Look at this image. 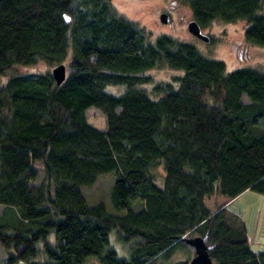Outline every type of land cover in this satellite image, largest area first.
I'll return each instance as SVG.
<instances>
[{
    "label": "trees",
    "instance_id": "trees-1",
    "mask_svg": "<svg viewBox=\"0 0 264 264\" xmlns=\"http://www.w3.org/2000/svg\"><path fill=\"white\" fill-rule=\"evenodd\" d=\"M184 1L200 26L244 19L246 40L264 45V0ZM66 58L61 84L51 71L0 83L6 264H157L189 234L207 235L214 264H264L241 215L205 202L246 189L264 195V131L256 132L264 72H226L224 61L167 34L151 41L110 0H0V78L15 64ZM161 63L183 73L155 82L153 97L139 85ZM107 85L125 89L113 94ZM90 106L104 113L105 128L87 120ZM107 173L110 202L89 204L83 187ZM112 231L128 245L122 255Z\"/></svg>",
    "mask_w": 264,
    "mask_h": 264
},
{
    "label": "rangeland",
    "instance_id": "rangeland-1",
    "mask_svg": "<svg viewBox=\"0 0 264 264\" xmlns=\"http://www.w3.org/2000/svg\"><path fill=\"white\" fill-rule=\"evenodd\" d=\"M115 12L129 19L139 27L145 29L148 38L153 41L161 34L170 35L180 41L194 44L198 50L208 58L220 59L226 65V72L235 68H252L264 72V45L247 41L244 36L246 21L238 19L234 21H225L220 18L211 20L208 24L201 26V31L208 35L209 40H204L188 30L187 23L193 19V14L189 5L184 0H110ZM264 10V5L262 7ZM167 13L169 20L163 22L160 20L161 13ZM69 63V58L63 61ZM48 63L43 59L37 60L31 64H15L8 69L0 78V83L6 81L11 74H25L31 72L51 71L56 64ZM150 75L151 81L139 85L147 89L153 97V84L170 80L173 74H182L181 69H176L161 63L144 71ZM125 89V85H107V92L117 94ZM243 102H248L249 98L241 95ZM207 102H211L209 99ZM87 120L98 128L106 127V117L104 113L90 106L86 109ZM255 131V128H254ZM264 131V118L260 119L256 125V132ZM153 171L156 174V181L162 184L164 177V168L162 164L155 166ZM114 179L113 173L101 175L97 181L90 185L84 186L83 192L89 204L97 201H103L106 205L110 202V189ZM231 198L221 193H214L205 198L206 205L214 210L224 202L230 201ZM139 206V202L135 204ZM0 205V211L2 209ZM228 207L233 210L237 209L243 218L249 235L253 238L251 248L258 249V243H261V250H264V195L246 189L240 193L238 200L229 203ZM260 210V216L256 220L257 211ZM234 211V210H233ZM235 212V211H234ZM238 214V213H237ZM257 221V222H256ZM257 229L254 231V226ZM195 236V234H189ZM48 240H55L54 232L48 234ZM111 241L119 251H124L127 244L123 243L117 237L115 231L111 232ZM119 255H122L119 252ZM194 255V249L191 245L185 244L176 248L167 258H160L157 264H172L176 260H190ZM7 250L0 244V264H6ZM91 261V262H90ZM93 259L88 260L85 264H92ZM15 264H25V261H17Z\"/></svg>",
    "mask_w": 264,
    "mask_h": 264
},
{
    "label": "water",
    "instance_id": "water-1",
    "mask_svg": "<svg viewBox=\"0 0 264 264\" xmlns=\"http://www.w3.org/2000/svg\"><path fill=\"white\" fill-rule=\"evenodd\" d=\"M65 21H69V15L64 14ZM160 20L167 22L169 20L168 14L163 12L160 14ZM188 30L194 35L209 40L208 35L201 31L200 24L193 18L187 23ZM67 66L64 62H59L51 68V74L56 84H61L66 77ZM184 241L191 245L194 249V255L189 260L188 264H214L209 255V245L207 243V235L183 236Z\"/></svg>",
    "mask_w": 264,
    "mask_h": 264
},
{
    "label": "crops",
    "instance_id": "crops-1",
    "mask_svg": "<svg viewBox=\"0 0 264 264\" xmlns=\"http://www.w3.org/2000/svg\"><path fill=\"white\" fill-rule=\"evenodd\" d=\"M239 196H240V194L239 195H237V196H235V197H233V198H231V200L230 201H228V202H224L222 205H229V203H231V202H233V201H236V200H238V198H239ZM236 213H238L239 215L241 214L237 209H233ZM260 210H258L257 211V214H256V220H257V218L260 216ZM257 222V221H256ZM257 229V226H256V224H255V226H254V231ZM247 233H248V238H249V242H250V246H251V242H252V240H253V238L249 235V232H248V230H247ZM261 243H258V249H253L254 251H256V252H259V251H261V249H259V248H261Z\"/></svg>",
    "mask_w": 264,
    "mask_h": 264
}]
</instances>
